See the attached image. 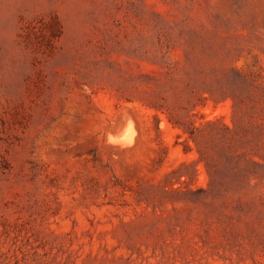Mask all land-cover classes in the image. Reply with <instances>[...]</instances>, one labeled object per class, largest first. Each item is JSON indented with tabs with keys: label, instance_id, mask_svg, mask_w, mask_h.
<instances>
[{
	"label": "rangeland",
	"instance_id": "1",
	"mask_svg": "<svg viewBox=\"0 0 264 264\" xmlns=\"http://www.w3.org/2000/svg\"><path fill=\"white\" fill-rule=\"evenodd\" d=\"M234 70L264 77V0H0V264H264V135L200 128L209 171L169 120L264 125L202 105Z\"/></svg>",
	"mask_w": 264,
	"mask_h": 264
},
{
	"label": "trees",
	"instance_id": "2",
	"mask_svg": "<svg viewBox=\"0 0 264 264\" xmlns=\"http://www.w3.org/2000/svg\"><path fill=\"white\" fill-rule=\"evenodd\" d=\"M234 78L232 80V84L235 85L239 83V86L243 89V91L246 93L247 96H243L242 92H237L234 90V88L222 89L219 91L221 94L220 98H216L214 90H208L210 93L209 97H202V101L204 102L202 105L206 106L209 104V101H213L216 104L220 102H224L228 100L229 98L233 101V109L236 113L237 110L240 107H246V108H257L259 109V106L262 105V102L264 100V94H262V90H264V85L262 83V80L264 77L261 74L257 75H250V76H243L238 71H233ZM232 87V85L230 84ZM230 91V92H229ZM151 107L154 109L160 110V111H166L163 107L165 104H159V102H154V104H151ZM168 111V110H167ZM205 116L202 115V118ZM170 122L175 126L183 130L184 134H187V140L185 144V152L190 153L194 150V148L190 145V141H193L196 145L197 152L200 155V161L199 162H205L207 169L210 171V162L207 158L206 154V147L204 146V142L208 136H206L205 130H201L200 128H209V136H216L219 141L223 142L225 146L228 145L230 147L231 145H237L244 147V145H250L252 142H256L259 138L262 139V136L264 135V125L260 124L257 128H252L249 131V129H246L245 136H240L237 132V124L236 121H234V129L230 128L226 124H223L222 127L219 126L220 120H210L206 122H201L200 127H194L187 128L184 126V122L179 120L177 116H169ZM248 133L251 135V138L248 137ZM253 135V136H252Z\"/></svg>",
	"mask_w": 264,
	"mask_h": 264
},
{
	"label": "bare ground",
	"instance_id": "3",
	"mask_svg": "<svg viewBox=\"0 0 264 264\" xmlns=\"http://www.w3.org/2000/svg\"><path fill=\"white\" fill-rule=\"evenodd\" d=\"M122 133V132H121ZM120 145V144H119ZM124 145V144H123ZM129 146V145H128Z\"/></svg>",
	"mask_w": 264,
	"mask_h": 264
}]
</instances>
